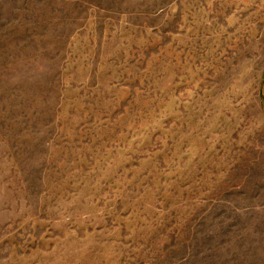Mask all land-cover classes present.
<instances>
[{"label":"rangeland","instance_id":"374dc122","mask_svg":"<svg viewBox=\"0 0 264 264\" xmlns=\"http://www.w3.org/2000/svg\"><path fill=\"white\" fill-rule=\"evenodd\" d=\"M264 0H0V264H264Z\"/></svg>","mask_w":264,"mask_h":264},{"label":"crops","instance_id":"0c3cea01","mask_svg":"<svg viewBox=\"0 0 264 264\" xmlns=\"http://www.w3.org/2000/svg\"><path fill=\"white\" fill-rule=\"evenodd\" d=\"M260 100H261V108H262V111L264 112V82H263Z\"/></svg>","mask_w":264,"mask_h":264}]
</instances>
